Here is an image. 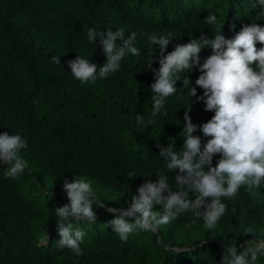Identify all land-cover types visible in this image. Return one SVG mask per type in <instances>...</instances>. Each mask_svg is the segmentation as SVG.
<instances>
[{
  "label": "trees",
  "instance_id": "obj_1",
  "mask_svg": "<svg viewBox=\"0 0 264 264\" xmlns=\"http://www.w3.org/2000/svg\"><path fill=\"white\" fill-rule=\"evenodd\" d=\"M243 59L264 0H0V264H264Z\"/></svg>",
  "mask_w": 264,
  "mask_h": 264
},
{
  "label": "clouds",
  "instance_id": "obj_2",
  "mask_svg": "<svg viewBox=\"0 0 264 264\" xmlns=\"http://www.w3.org/2000/svg\"><path fill=\"white\" fill-rule=\"evenodd\" d=\"M251 63L247 62L245 59L241 61V65L237 69L235 76L227 77L223 75L226 79L222 80V86L206 90L198 96V102L200 104H210L217 108H223L226 106L233 98H242L250 100L252 103L254 100L259 99L264 94V80H253L243 71L249 68ZM199 88L202 84L198 85ZM106 211H112L109 208ZM115 213H120L123 211H114Z\"/></svg>",
  "mask_w": 264,
  "mask_h": 264
}]
</instances>
